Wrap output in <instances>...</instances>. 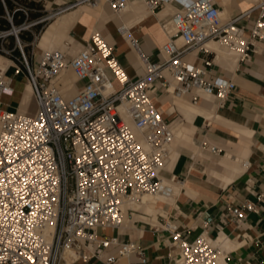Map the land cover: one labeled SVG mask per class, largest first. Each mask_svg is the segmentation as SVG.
Segmentation results:
<instances>
[{"label": "built area", "instance_id": "built-area-1", "mask_svg": "<svg viewBox=\"0 0 264 264\" xmlns=\"http://www.w3.org/2000/svg\"><path fill=\"white\" fill-rule=\"evenodd\" d=\"M74 1L90 6L103 2L120 13L130 0ZM142 2L149 13L170 5L173 10L159 17L167 35L159 59L148 57L135 37H127L142 68L139 76L130 78L99 31H92L75 53L67 42L63 48L43 50L35 60L34 42L55 17L56 4L0 0V16L8 24L0 28V54L9 61L0 68V264H74L90 259L114 264L123 256H140L134 241L102 230L124 223L123 197L150 192L170 199L174 184L182 183L173 173L165 179L162 175L174 132L155 104V95H191L195 102L197 92H202L222 106L236 83L230 77L211 76L216 52L205 42L234 48L241 60L264 43V0L224 21L220 0ZM241 19H251V26ZM118 30L124 34L129 29L121 24ZM24 33L30 37L27 41ZM191 49L202 53L201 64L186 59ZM66 70L78 83L72 94L61 79ZM19 74L25 75L36 101L30 114L2 106L1 96L12 95L11 83ZM208 149L221 152L215 145ZM261 199L262 194L257 195V201ZM258 211L257 202L245 199L227 206L218 219L238 225L246 212ZM158 228L176 248L173 264H225L226 253L207 235L188 238L173 217L163 216Z\"/></svg>", "mask_w": 264, "mask_h": 264}, {"label": "crops", "instance_id": "crops-1", "mask_svg": "<svg viewBox=\"0 0 264 264\" xmlns=\"http://www.w3.org/2000/svg\"><path fill=\"white\" fill-rule=\"evenodd\" d=\"M46 1L49 5L62 2ZM137 1L130 0V6L122 13L108 12L106 4L102 8L79 5L66 11L77 12L70 27L61 36L63 46L70 42L75 53L88 40L91 32L99 29L113 45L114 53L128 76L136 78L142 73V68L127 33L120 34L118 27L126 25L129 34L138 40L141 50L153 60L160 58L159 47L167 40L159 24L161 12L149 13L145 5ZM229 1L220 0L224 16L229 13V17H233L250 6L248 0ZM228 2L233 3L230 8L223 4ZM166 9L170 12L173 6H167ZM240 23L251 26L252 20L241 19ZM44 30L34 42V59L40 58L43 50H46V47L39 46ZM202 56L199 50L191 49L186 59L199 65ZM228 58L216 54L211 70V76L230 77L236 83L235 90L222 106L217 105L212 95L197 92L195 102L191 95H187V100L199 105L204 112L208 111L183 113L172 95L164 92L155 95V104L161 108L164 119L172 125L173 130L187 131L185 135L174 137L170 156L162 170L164 179L173 173L182 183L174 184V197L166 199L155 212L127 210V218L120 227L102 230L106 235H116L120 240L134 241L141 251L140 256H123L114 264H173L176 248L170 243L167 232L158 228L163 216L173 217L178 228L188 238H195L202 233L221 245L226 253L225 264L236 261L264 264V43H258V51L253 52L248 59ZM64 83L72 87L67 81ZM73 85L75 88L78 83L74 81ZM11 86L12 95L1 96L2 106L9 110L33 113L30 108L34 99L32 88L25 75L15 76ZM209 145H215L221 152H211ZM227 154L231 160L226 158ZM222 159L226 163L222 164ZM243 161H246V165L242 164ZM259 194H262L261 201H257ZM245 199L257 202L258 213L246 212L238 225L235 222H219V214L227 206L237 205ZM134 201L138 203L136 205L146 208H152L156 202L155 199ZM74 264L104 263L100 259H90Z\"/></svg>", "mask_w": 264, "mask_h": 264}, {"label": "bare ground", "instance_id": "bare-ground-1", "mask_svg": "<svg viewBox=\"0 0 264 264\" xmlns=\"http://www.w3.org/2000/svg\"><path fill=\"white\" fill-rule=\"evenodd\" d=\"M137 1V0H136ZM141 3L142 0H139ZM138 2V1H137ZM79 5H85V3H78L76 6H79ZM98 5L96 6H91V7H98ZM130 6V1L127 5V7L122 10L120 13L126 11L128 9V7ZM74 10V9H73ZM76 12L77 11H70V12H62L60 13L53 21H51L47 26H46V29L44 30L40 40H39V46L42 48V47H47L49 46L48 44L50 43H53L56 39H58V37L62 36V34L66 33V31L68 30V28L70 27L71 23L73 22L74 20V17L76 15ZM80 13V12H79ZM165 13H167V9L165 8L161 13H160V16L164 15ZM78 15V14H77ZM220 15H221V19H222V12H220ZM225 19H222V21H224ZM118 32L120 34H123L121 33L119 30ZM127 33V37L130 35L128 31H126L124 33V35ZM61 38V37H60ZM205 46L208 48V49H211L213 51L216 52L217 55H222V56H227L232 58V59H236V56H237V51L234 49V48H226L224 46H222L218 41H215V40H207L205 42ZM135 51V55H136V58H137V61L138 63L141 62L140 60V57L138 56V53L136 51V49H134ZM222 59V58H221ZM229 59V58H228ZM220 60V59H219ZM230 60V59H229ZM234 60L232 62H234ZM4 61V62H3ZM5 62L6 63H9V61L3 56L0 54V68H5L6 65H5ZM71 72V70H70ZM66 73L63 72L61 74V78L62 76ZM72 73V72H71ZM114 84L113 87H117L118 86V82L117 81H113L112 82V85ZM28 89H29V86H28ZM175 100V99H174ZM175 103L178 107L179 110H181L183 113H186L187 111H191V112H204L203 109L201 110L198 106H196L197 104L195 103H192L191 101L187 100V99H182V100H175ZM210 104V103H209ZM204 107L206 106L203 105ZM203 108V107H202ZM208 109V108H207ZM206 111L208 110H205L204 113H206ZM210 112V110H209ZM208 113V112H207ZM174 132V137L176 138L177 136H180V135H185L187 134V131L186 130H173ZM170 156V154H169ZM228 156V154H227ZM224 158V157H223ZM226 158H229L226 157ZM224 160V161H222ZM221 162H223L222 164H224L225 162V159H222ZM229 160H231L229 158ZM168 161V160H167ZM167 163V162H166ZM226 163V162H225ZM229 164V162H228ZM176 184H180V183H176ZM151 195H154L153 193H150V192H143V194H138L137 196H131V197H123L121 199V207L124 211V204L127 202V201H133V200H140L142 202H145L147 201L149 198L151 199ZM221 260V259H220Z\"/></svg>", "mask_w": 264, "mask_h": 264}, {"label": "rangeland", "instance_id": "rangeland-1", "mask_svg": "<svg viewBox=\"0 0 264 264\" xmlns=\"http://www.w3.org/2000/svg\"><path fill=\"white\" fill-rule=\"evenodd\" d=\"M61 1H62L61 3L56 4L57 13H56L55 17L51 21H53L60 13L66 12V11L72 9L73 7H75L78 4V2H75V1H67V0H61ZM256 1L257 0H248L247 3H249V5H252ZM229 2L228 3H223L224 6H227L228 8H230L231 4H233V3H229ZM141 4L144 5V3H141ZM47 5H48L47 7H49L52 4H50V5L47 4ZM103 5H105V3L101 2L99 4L100 7H97V8H102ZM85 6H86V8H91V6L89 4H87V3H85ZM107 10L110 13H114V12L110 11L109 9H107ZM227 16L229 17V13H228ZM227 16L223 15V19H227L228 18ZM93 31H99L104 37H106L99 29H94ZM60 37H58V39L55 40L53 43L48 44L49 46H47L46 49H53L54 47L63 48L64 46H63V43H62V37L61 38ZM236 58H237V56H236ZM35 59L37 60V57ZM108 74L110 75L109 72H108ZM63 78H65V79H63ZM18 79L20 80V77ZM61 79L63 80V82L67 81L69 84H71L72 87L68 89L67 93L68 94H72L75 91V88H74V85H73L75 78H74L73 74L70 72V70H66V74H64ZM172 97L175 100L187 99V96H182V97H174V96H172ZM30 108H31V112L35 110V108H36L35 98L31 102ZM172 144H173V142H172ZM172 144H171V146H172ZM140 194H143V193H140ZM151 196H152L151 200L155 199V201H156L155 203L152 204V208H146L143 205H136L138 203L136 201H134V200L133 201H127L124 204V210L127 207H129V206H132V207L131 208H127L126 212L123 211L124 220H126V218H127V210L132 211V209H141V210H145V211H148V212H155L156 208L161 206V204L167 199V198H165L163 196H160L158 194H154V195H151Z\"/></svg>", "mask_w": 264, "mask_h": 264}, {"label": "trees", "instance_id": "trees-1", "mask_svg": "<svg viewBox=\"0 0 264 264\" xmlns=\"http://www.w3.org/2000/svg\"><path fill=\"white\" fill-rule=\"evenodd\" d=\"M8 4L10 5V3H8ZM1 14H2V9H1V7H0V15H1ZM6 26H8L6 20L0 16V28H4V27H6ZM22 38L29 39L30 37H29L28 34L24 33V34L22 35Z\"/></svg>", "mask_w": 264, "mask_h": 264}]
</instances>
